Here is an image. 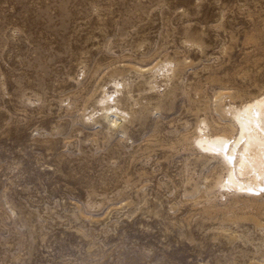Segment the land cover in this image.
Listing matches in <instances>:
<instances>
[{"label":"rangeland","instance_id":"rangeland-1","mask_svg":"<svg viewBox=\"0 0 264 264\" xmlns=\"http://www.w3.org/2000/svg\"><path fill=\"white\" fill-rule=\"evenodd\" d=\"M263 92L264 0H0V264H264L195 145Z\"/></svg>","mask_w":264,"mask_h":264},{"label":"bare ground","instance_id":"bare-ground-1","mask_svg":"<svg viewBox=\"0 0 264 264\" xmlns=\"http://www.w3.org/2000/svg\"><path fill=\"white\" fill-rule=\"evenodd\" d=\"M169 66V62L160 63L152 70L164 71ZM114 83L116 88L121 85L119 81ZM113 93L105 90L100 100L103 119L110 126H120L126 115L112 104ZM225 115L235 133L210 134L201 128L195 145L224 164L226 175L220 182L221 188L236 193L259 194L264 191V92L241 105L228 104Z\"/></svg>","mask_w":264,"mask_h":264},{"label":"snow or ice","instance_id":"snow-or-ice-1","mask_svg":"<svg viewBox=\"0 0 264 264\" xmlns=\"http://www.w3.org/2000/svg\"><path fill=\"white\" fill-rule=\"evenodd\" d=\"M262 190H264V189H262Z\"/></svg>","mask_w":264,"mask_h":264}]
</instances>
